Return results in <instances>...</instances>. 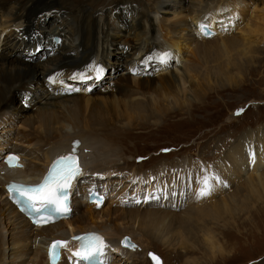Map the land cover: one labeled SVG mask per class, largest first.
Wrapping results in <instances>:
<instances>
[{"label":"bare ground","instance_id":"obj_1","mask_svg":"<svg viewBox=\"0 0 264 264\" xmlns=\"http://www.w3.org/2000/svg\"><path fill=\"white\" fill-rule=\"evenodd\" d=\"M8 1L0 0V132L9 129L7 123L13 112L23 114L22 110H15L16 106L14 108L10 104L17 89L22 87L31 93L40 87L43 92L35 95L37 108L34 109L32 117L23 122L29 130L34 125L38 129L33 128L28 134H22L17 130L15 139H19V143L14 145L4 138L6 134L0 138V150L7 149L2 156L14 151L23 157V168L16 167L15 170H11L15 172L13 174L1 168L0 163V264H47L45 244L53 239L69 238L74 234L89 231L104 237L107 246L113 245L112 248L109 246L105 249L103 256L106 258V264H142L150 251H146V245L143 243L149 237L148 234L164 227L172 216L190 213H196L198 218L195 219H201L200 234L190 238L193 239L189 245L191 251L193 252L194 247L191 246L195 244L194 239L199 237V242L202 240L209 245L211 256L214 254L223 256L219 244L217 245L218 239L215 240L217 235L214 229L237 225L235 219L244 212H251L252 216L253 210L255 213L261 211L258 206L247 203L252 200L253 195H261L264 191V169L259 173L255 171L257 166L264 167V138L261 137H264V127L245 130L239 140L231 144L228 151L222 153L226 156L221 163H214L209 170L204 169V166L197 170L199 175L193 192L189 190L188 185L184 186L185 191L184 188L182 191L180 188L183 180L188 184L193 173H196L187 157L182 161L168 160L153 164L151 168L142 172L134 162L130 163L127 159L124 143L132 128H145L149 124L158 125L171 113L188 114L202 110L210 105L204 100L210 98L208 95L211 92L237 83L236 80L240 79V76L235 74L232 77L230 70L235 66L241 74L243 68L251 64L258 46L257 35H262L263 38L264 26L252 28L247 25L243 31L232 33L240 19L237 15L238 10H241L242 0H233L232 12H228L226 8L221 9L222 4H229L228 0H152V9L146 4L136 9L132 15L131 27L126 33L135 32L136 41L128 43L126 38L127 43L121 42L123 47L120 48L124 51L122 56L125 64H128L124 68L125 73H119L120 66L117 63L120 61L118 58L120 55L110 56V67L114 74L119 76L117 83L120 84L116 87L111 86L110 94L103 100L106 106L109 104L112 109L116 108L115 115L107 113L86 116L87 108L99 109L98 104L103 100L100 101L99 97L98 100H95L96 98L89 100L87 98L89 96L85 98V93L76 96L53 94V91H48V76L54 74L58 79H65L66 75H70V70L86 66L90 68L99 54V59H103L104 44L120 43L116 40L118 31H110L106 22L114 5L111 3L94 10V4H103L101 0H17L4 6ZM66 3H69L71 10L68 11ZM48 8H54L59 16L62 15L67 21V26L65 22L57 24L55 21L47 29L37 20L42 10ZM160 10L161 14L178 11L181 18L174 22H165ZM122 16L123 14L119 17ZM201 23L209 25L217 34L210 39L198 37L200 32L197 33V30ZM38 28L48 30L46 37L60 35L62 43L57 47L56 54L39 57V61L34 62L35 65L17 57L10 58L8 54L11 48L22 42V36L28 38ZM73 50L75 53L69 54ZM156 50L163 52L161 56L172 50L171 58L160 62L163 64V70L157 81L150 82L148 78L130 80L132 79L129 77L130 74H134L138 68L134 66V62L143 61ZM185 51L188 58L183 53ZM229 51L233 53L228 54ZM211 53L228 55L226 60L217 64L218 62L214 60L206 61L205 58L210 57ZM135 56L138 58L134 59ZM151 57L147 63L157 64L158 59ZM172 59L175 61L174 70V67L168 68ZM98 62L101 63V60ZM147 63L146 65H150ZM146 89L151 91L146 92ZM26 103L31 101L26 100ZM232 118L230 114L229 119ZM74 139L79 141L76 153L81 156L84 163L80 175L82 179H75L70 187L73 192V188L78 186L74 197L80 189L84 193L94 187L100 189V193L109 192L110 199L104 200L97 208L96 204L88 203V196L82 200L76 198L71 202L74 208L65 220L38 229L33 228L23 214L7 200L4 193L5 184L14 177L32 183L37 181L47 170L51 160L71 152V141ZM255 150L259 152L258 156L254 157L252 163H246L248 153ZM162 175H169V178ZM204 176L219 177L226 185L235 179L234 182L237 184L233 190L226 193L223 192V184L219 186L220 183L212 182L214 189L210 194L211 199L201 202L199 208L194 209L192 204L197 199L196 190L199 186L197 180ZM153 180L168 182L170 188H167V193L152 194L156 197L149 198L151 201L149 203L141 201L139 192L142 186L146 183H155L154 186H157ZM177 183L180 191L175 190V187H178ZM130 185L131 187L125 190ZM216 187L220 188L217 194H214ZM173 191L177 192L175 196L172 195ZM178 195H182L180 200ZM123 197L126 200H122ZM137 199L141 202L136 203ZM160 199L163 202L159 203ZM142 203L148 204L149 207L143 208ZM155 204H161L170 210L162 208V211H158V208L152 206ZM177 208L183 210L176 213ZM186 221L191 220L184 218L182 222ZM126 234L135 240L136 243L128 236L135 244L134 248L120 245V239L127 236ZM179 237L180 242L175 245L185 248L181 241L183 235ZM157 239L162 243H168V237L165 235H159ZM78 244L76 243L77 246ZM74 248L77 249L75 246ZM64 249L65 252L58 264H70L73 258L70 244ZM148 261L150 262L149 259ZM184 263L196 264L193 258H187Z\"/></svg>","mask_w":264,"mask_h":264},{"label":"rangeland","instance_id":"obj_2","mask_svg":"<svg viewBox=\"0 0 264 264\" xmlns=\"http://www.w3.org/2000/svg\"><path fill=\"white\" fill-rule=\"evenodd\" d=\"M16 1L17 0H9L8 2H6L4 6L13 4ZM73 1H81V0H73ZM101 1L103 4L101 3L94 4L93 9L99 10L103 6L109 5L111 3L114 5L113 6L114 9L112 10V13L110 14L106 22L108 24L107 26L110 27V31L112 30L118 31L116 33V40L119 41L120 43L104 44L103 51L105 55L102 56L103 59H99L100 56L99 54L95 58V60H97V63L91 66L90 68L89 66H86V67H82L81 69L70 70L69 72L70 73L72 72L73 75L76 74V76H78L80 73H83L84 75L85 74L88 75L87 73H91L94 77L96 74V70L94 69L95 67H98L100 69L99 74L101 76H104V78H102L104 83L108 82L110 79H113L112 87H116L117 85L120 84L117 83L119 82L118 79L119 76L117 74H114V70H112V68L110 67V56L114 54H118L122 56L124 51L123 49L120 48L123 47V44L121 42H123L124 44L127 43L126 38L128 39V43L136 41L137 37L134 39L135 32H130V34L126 33L127 29L131 27L130 22L132 15L136 9H138L141 6H145L146 4H149V7H151L152 9V0H101ZM228 3H229L228 5L222 4L223 6L221 7V9L226 8L228 12L230 11L232 12L234 9L232 8L234 2L233 0H228ZM65 6L68 9V11L71 10L69 9L70 7L69 3H66ZM240 6H241L240 7L241 10H238V15H237V17L240 19L237 25H235L236 29H234L232 33L243 31L244 29H246L247 25H249V27L252 28L264 26V0H242V4ZM48 9H46L47 11L42 10L40 16L37 18V20L41 21V23L44 24L47 29H49L51 24L55 21H56L55 23L57 24L65 22L67 26V21H65V18L62 15L59 16L54 8L52 9L48 8ZM159 12L160 15L165 17V22H172V21L174 22L175 20L181 18V16H179L181 13L179 14L178 11H172L166 14H161L162 12L161 10ZM122 14L123 16L119 17ZM120 21H122V23L124 24L123 25L124 29L120 27L119 25ZM47 29L42 30L38 28L32 34V36L44 35L46 37V33L48 31ZM198 30L197 33H199ZM191 33H195V31H191ZM261 36L262 35L259 34L257 35V37H259L258 39H256L257 41L259 40L258 46H257L255 58L253 59L251 64H248V66L244 67L243 72L241 74L239 73V70L235 66H233V69L230 70V74L232 77L235 76V74H237L238 76H240V79L236 80L237 83H232L230 86L223 87L220 90H216V92H211V94L208 95L210 98L204 100L206 104H210L208 107L199 110L197 112H191L188 114L179 113L177 115H174L173 113H171L169 117H165V120H161V123L158 125L149 124L145 128H139V127L132 128L128 134L129 137L126 143H124V149L126 151L127 159L129 160V162L130 163L134 162L135 166H137L142 172H145V170L151 168L153 164H160L161 162L168 160L171 162H177L178 160L182 161V159L184 160L187 157L186 159L191 163L192 167H194L196 173H193L188 184H186V182L183 180V182L180 185V188L182 191L184 186L188 185L189 190L193 192V186L196 184V179L199 175L198 171L203 166L204 169L209 170L208 168L213 166L214 163L217 164L221 163L226 156V154L222 155V153L224 151H228L231 144L237 142L240 136L243 135L245 130L247 131V130H254V129L256 130L263 128L264 127V42H263L264 36L263 38ZM132 37L134 40L132 39ZM23 38L26 37L22 36V42L19 43V45H17L15 48H11V51L8 54V56L10 58L17 57L19 59L24 60L28 64L35 65V63L39 61L40 59L39 57L41 56L43 57L42 54H45V52L49 50L42 47L41 55L38 56L35 54L29 55L23 49V47L28 46V42H26ZM207 38L210 39L212 37L210 36ZM64 41L65 43H68L67 40ZM42 46H44V42ZM171 51L172 50L168 51L169 57L172 56ZM73 53H75L74 50L69 54H73ZM161 53L163 52L162 51L158 52V50H156L151 54V56H154L157 59V57H159ZM183 53L184 55L186 54V57L188 56L187 55L188 53L186 51ZM230 53L233 52L229 51L228 54ZM228 54H224L223 56H220V54L215 53L214 55H212L211 53L210 57L208 56L205 59H207L206 60L207 62L214 60L218 62L217 64H219L220 62L226 60ZM120 56H118L120 61L119 63H117V65L120 66V68H118L119 73L123 74L125 73L124 68L125 66H128V64H125L126 62L124 57L123 56L120 57ZM107 57H109V59H107ZM136 58L138 57L135 56L134 59ZM99 60H101V63L98 62ZM147 62H149V60H146V62L136 60L134 62V66H138V68L136 67L138 71L132 75L130 74L129 77L132 78L130 80L148 78L150 82L157 81L158 75H160V72H162L161 70H163V64L160 63L159 59L158 61L156 60V62L158 63L154 65L160 67L159 71L148 72V71H154V65H151V63H147ZM146 63L150 64L148 65L149 68L146 67ZM174 64H175L174 59L170 60V64L168 68L170 67V69H172L174 67ZM174 69L175 67L173 68V70ZM67 77H69V75H66L65 79ZM55 79L57 81L59 80L57 77H55ZM101 81L97 79L96 85H99ZM94 83H96V81L93 80V83L91 82L90 85H93ZM52 87H54V85L51 86L48 85V91H50V88ZM103 89L101 90V88L97 87L93 89L92 92L85 93L86 95L85 98L87 96H89L87 97L89 100H91L92 98L93 99L96 98L95 100H98L100 98L99 100L101 101L110 94L109 93L110 90L105 92L106 91L105 89L107 88H105L104 90ZM26 90L28 89H24L22 87L17 89V91H15L14 94V100L12 103H10L12 107L15 108L16 106L15 110H22L23 114H20L18 112H13L11 114V118L9 117L7 123L9 129L5 132L4 131L0 132V138H2L1 135L6 134L7 136L4 138L13 145L19 143V139H15L18 132L17 130H19L22 134H28L33 131V128L34 130L38 129L37 126L34 125L33 127H30L29 130L28 129L29 127L23 122L25 120H29L28 118L32 117L33 112L37 108L36 106L37 101H34L35 99L34 97L35 95L38 96L39 94H41L43 90L40 87H38L37 89H35V91H32L31 93H29V91ZM145 91L149 92L151 91V89H146ZM95 92L97 93L96 94L97 96L94 94ZM102 94H103V98H102ZM26 100L31 101V103H26ZM98 106H100L99 109L89 110V108H87L86 116L89 115L99 116V115H105L107 113L115 115L116 108L112 109L111 105L109 106V104L108 106H106L104 104V100L103 102H100ZM238 108L241 109L242 111H239ZM230 114L235 120L233 118L231 120L229 119ZM261 137L264 138L263 136ZM164 149H169V151H163ZM6 152L7 149L2 148V150H0L1 153L0 157L2 156V153L4 154ZM258 153L259 152L256 150L252 152L254 157L258 156ZM140 157H143V159L138 160V158ZM246 158H247L246 163L250 164L253 162V159L250 160L251 157L249 153L246 156ZM200 161H202L203 163ZM196 162H198L199 164ZM263 169H264L263 166L261 167L257 166L255 171L259 173ZM163 177L169 178V175ZM234 180L232 181V183H228L229 185H227L226 187H224V185L226 184L220 180L221 183L219 186L223 184L222 186L224 188L223 192L228 193L231 189L233 190L235 188V185L237 183L234 182ZM153 182H156L157 186H154L155 183H146L145 186L144 185L142 186V189L139 192V195L141 196L140 198L141 201L149 203L151 202L150 199L142 200V198H144L146 195H147L146 197H151V196L153 197L158 193H167L168 182L154 181V180ZM212 182H215V180H213ZM177 184L178 187H175V190L180 191L179 183ZM131 185L127 186L125 190H128L131 187ZM77 188L78 186H75L73 188L74 195L77 191ZM219 188L220 187H216V189L214 190L215 192L214 194H217L218 192L217 190ZM175 193L177 194V192ZM122 194H124V191L122 192ZM210 194L205 197H201L199 199L197 198L195 202L192 204L194 209H198L201 202L209 201V199H211ZM178 196L180 197L179 198L180 200L182 198V195H178ZM166 197L167 196H165V198ZM242 198L243 197H241V199ZM251 199L252 200L249 201L247 205L258 206V208L261 209L260 212L255 213V210H253L254 212L252 211V216H251V212L242 213L238 219H235L237 221V225H230L228 227L225 226L223 229L215 228V226H211L215 228L214 232L217 235L215 240L218 239L217 245L219 244L218 246L220 247L221 252L224 254L223 256L218 254H214V256H211L209 252L210 249L209 245H207L202 240H200L199 242L200 239L199 237L194 239L195 242H193V244L194 243L195 244L191 247H194L195 249L193 248V252L191 251L192 249L189 247V245H191V240L193 239L190 238H192L193 236H198L200 234L199 225L201 219L200 220L195 219L198 218V215H196V213L195 214L190 213V215L177 214L176 216H172L173 218L169 217L171 219H169L164 224V227H160L156 232H151L150 234H148L149 237L146 238L147 240L144 241V238H142V242L144 241L143 243L144 245H146V251L153 250L162 258L163 264H187L184 263L187 258L195 259L196 264H264V207H263L264 191L262 192L261 195H253ZM122 200H126L125 197H123ZM161 202H163V200L160 199L159 203ZM142 205H144V203H142ZM152 206L153 208H158V211H162L163 209L170 210V208L164 207L161 204L160 205L155 204ZM142 207L147 208L149 206L148 204H146ZM182 210L183 209L181 210L178 209L176 213L181 212ZM184 218L187 219L189 218V220L191 221L182 222L184 221ZM126 235L129 236L134 243H136L131 235L128 234ZM159 235L161 236L165 235L166 237H168V240L166 239L168 243L165 244L162 243V241L158 240L157 237ZM179 235H183L181 241L186 249L182 248L183 246L178 247V245H175L180 242ZM109 246L110 244H108V247ZM111 246L110 248H112ZM142 264H150L147 257L144 263Z\"/></svg>","mask_w":264,"mask_h":264},{"label":"snow or ice","instance_id":"obj_3","mask_svg":"<svg viewBox=\"0 0 264 264\" xmlns=\"http://www.w3.org/2000/svg\"><path fill=\"white\" fill-rule=\"evenodd\" d=\"M200 31L205 35H210L208 26L204 23L199 25ZM169 57L168 53H164L162 56L157 57L160 62H165L166 58ZM152 57L149 56L146 60H151ZM135 71V70H133ZM100 69H96L97 78L99 76ZM76 79V74L71 77ZM80 79H87L83 73L79 74ZM49 82L54 83V77H49ZM79 91L80 89H74ZM242 111V110H241ZM239 114V113H237ZM79 145V141H73L72 151L67 155H61L55 158L51 165L49 166L47 173L43 177L42 181L36 185H20V184H10L8 185V192L10 197L14 199V202L21 205L25 210H28L31 215H33L34 223L47 222L48 217L54 214L67 215L69 209L67 207L68 190L72 186V181L82 174L81 167L78 163V158L76 155V149ZM163 151H169V149H164ZM250 157L254 160V155L249 153ZM143 159V157L138 158V160ZM6 163L10 167H19V158L13 154L7 157ZM215 180L216 183H221L219 177H209L204 176L197 180L199 187L196 190V197L199 199L209 195L213 189L214 184L212 181ZM136 181H133L135 183ZM225 187L227 185H224ZM94 197V203L96 207L99 208L103 202L102 196H96L94 192H91ZM172 195H176L175 192ZM149 198L155 197H145L147 200ZM136 203H140V200H136ZM74 240L80 241L79 247L72 251V256L76 257L83 264H104V261L100 259L104 255L105 249L108 247L104 239L95 233H89L84 236H74ZM127 238L121 241L126 247L128 246ZM68 245L66 240H54L49 245L48 256L50 264H56V259L59 254L60 248H65ZM132 247H135L134 245ZM151 255V254H150ZM154 261L157 260L155 256H152Z\"/></svg>","mask_w":264,"mask_h":264},{"label":"water","instance_id":"obj_4","mask_svg":"<svg viewBox=\"0 0 264 264\" xmlns=\"http://www.w3.org/2000/svg\"><path fill=\"white\" fill-rule=\"evenodd\" d=\"M73 141H78L77 139H74V140H72L71 141V151H72V143H73ZM125 238H127V241H126V243H127V248H134V247H132L133 245L135 246V244L130 240V238L128 237V236H123L121 239H120V245L122 246V247H126L124 244H122L121 243V241H124L125 240ZM151 254V255H150ZM152 256H155L156 258H157V260L156 261H154L153 259H152ZM147 258L150 260V262H151V264H163V262H162V258L156 253V252H154V251H152V250H150V251H148V253H147Z\"/></svg>","mask_w":264,"mask_h":264}]
</instances>
